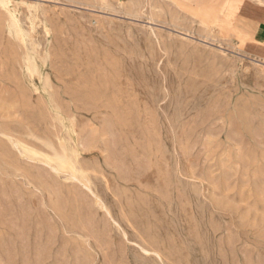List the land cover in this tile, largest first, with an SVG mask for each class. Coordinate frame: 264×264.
I'll return each mask as SVG.
<instances>
[{
  "label": "rangeland",
  "instance_id": "rangeland-1",
  "mask_svg": "<svg viewBox=\"0 0 264 264\" xmlns=\"http://www.w3.org/2000/svg\"><path fill=\"white\" fill-rule=\"evenodd\" d=\"M235 1L0 0V264H264Z\"/></svg>",
  "mask_w": 264,
  "mask_h": 264
},
{
  "label": "crops",
  "instance_id": "crops-1",
  "mask_svg": "<svg viewBox=\"0 0 264 264\" xmlns=\"http://www.w3.org/2000/svg\"><path fill=\"white\" fill-rule=\"evenodd\" d=\"M243 23L251 26V33L256 43L264 44V6L247 1L243 6ZM242 28V26H239Z\"/></svg>",
  "mask_w": 264,
  "mask_h": 264
},
{
  "label": "bare ground",
  "instance_id": "bare-ground-1",
  "mask_svg": "<svg viewBox=\"0 0 264 264\" xmlns=\"http://www.w3.org/2000/svg\"><path fill=\"white\" fill-rule=\"evenodd\" d=\"M239 3H240V0H239V2L238 1L236 2L237 7H240V4ZM1 131H3L4 133H8L5 129H1Z\"/></svg>",
  "mask_w": 264,
  "mask_h": 264
}]
</instances>
